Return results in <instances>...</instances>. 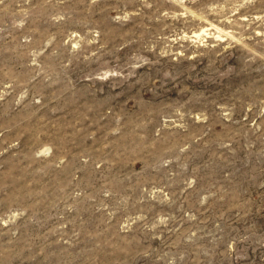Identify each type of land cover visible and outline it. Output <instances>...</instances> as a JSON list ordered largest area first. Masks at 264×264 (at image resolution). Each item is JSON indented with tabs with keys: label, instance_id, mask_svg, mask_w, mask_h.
<instances>
[{
	"label": "rangeland",
	"instance_id": "1",
	"mask_svg": "<svg viewBox=\"0 0 264 264\" xmlns=\"http://www.w3.org/2000/svg\"><path fill=\"white\" fill-rule=\"evenodd\" d=\"M0 264H264V0H0Z\"/></svg>",
	"mask_w": 264,
	"mask_h": 264
},
{
	"label": "bare ground",
	"instance_id": "2",
	"mask_svg": "<svg viewBox=\"0 0 264 264\" xmlns=\"http://www.w3.org/2000/svg\"><path fill=\"white\" fill-rule=\"evenodd\" d=\"M219 32V31H218Z\"/></svg>",
	"mask_w": 264,
	"mask_h": 264
}]
</instances>
